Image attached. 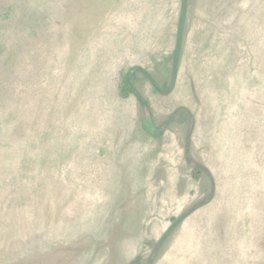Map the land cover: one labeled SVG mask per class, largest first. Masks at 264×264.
Wrapping results in <instances>:
<instances>
[{
  "label": "rangeland",
  "instance_id": "374dc122",
  "mask_svg": "<svg viewBox=\"0 0 264 264\" xmlns=\"http://www.w3.org/2000/svg\"><path fill=\"white\" fill-rule=\"evenodd\" d=\"M0 264H264V0H0Z\"/></svg>",
  "mask_w": 264,
  "mask_h": 264
},
{
  "label": "trees",
  "instance_id": "16d2710c",
  "mask_svg": "<svg viewBox=\"0 0 264 264\" xmlns=\"http://www.w3.org/2000/svg\"><path fill=\"white\" fill-rule=\"evenodd\" d=\"M154 84H155L156 87L158 86L156 82H154ZM123 90L126 91V89H123ZM127 94H128V93H127ZM179 220H180V219H179ZM176 224H177V223H173V224H172V226L170 227V229L168 230V232L165 233V235L163 236V238H162L161 241H164V240L167 238L169 232L173 229V227H174Z\"/></svg>",
  "mask_w": 264,
  "mask_h": 264
}]
</instances>
